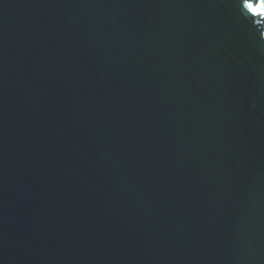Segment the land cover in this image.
Returning <instances> with one entry per match:
<instances>
[{"label": "water", "instance_id": "water-1", "mask_svg": "<svg viewBox=\"0 0 264 264\" xmlns=\"http://www.w3.org/2000/svg\"><path fill=\"white\" fill-rule=\"evenodd\" d=\"M261 0H0V264H264Z\"/></svg>", "mask_w": 264, "mask_h": 264}, {"label": "snow or ice", "instance_id": "snow-or-ice-1", "mask_svg": "<svg viewBox=\"0 0 264 264\" xmlns=\"http://www.w3.org/2000/svg\"><path fill=\"white\" fill-rule=\"evenodd\" d=\"M249 9V11L253 12L254 14L264 15V0H261L260 5L254 7L252 4L248 3L245 5Z\"/></svg>", "mask_w": 264, "mask_h": 264}]
</instances>
